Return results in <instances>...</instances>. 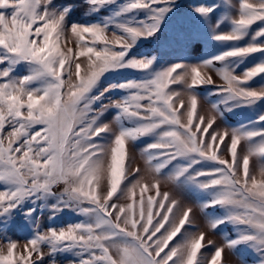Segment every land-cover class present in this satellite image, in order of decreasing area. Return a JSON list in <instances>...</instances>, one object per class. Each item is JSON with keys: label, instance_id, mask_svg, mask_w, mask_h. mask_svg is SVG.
<instances>
[{"label": "snow or ice", "instance_id": "1", "mask_svg": "<svg viewBox=\"0 0 264 264\" xmlns=\"http://www.w3.org/2000/svg\"><path fill=\"white\" fill-rule=\"evenodd\" d=\"M114 2L0 0V264H231L225 249L236 264H264V111L220 123L264 103V0H124L103 22L72 19ZM181 8L233 43L162 68L155 54H134ZM245 59L254 62L238 73ZM119 69L143 76L97 87ZM203 85L216 99L198 95ZM115 88L124 95L105 98ZM142 137L152 139L137 150ZM181 178L210 198L182 199ZM42 199L52 201L49 221L65 209L78 218L43 226L33 215ZM13 231L31 234L20 245Z\"/></svg>", "mask_w": 264, "mask_h": 264}, {"label": "rangeland", "instance_id": "2", "mask_svg": "<svg viewBox=\"0 0 264 264\" xmlns=\"http://www.w3.org/2000/svg\"><path fill=\"white\" fill-rule=\"evenodd\" d=\"M177 2L187 4L189 0H177ZM198 2L211 4L216 3L217 0H198ZM250 2H253V0H250ZM123 3L124 0H115L114 3L102 8L99 13H92L91 15L85 13L86 16L95 18L88 19L84 22H91L93 20L103 22L104 17L112 15L116 10H118L120 6H122ZM233 3L238 4L239 0H233ZM140 14L143 15L145 13L141 12ZM220 14L221 13L218 12L217 16ZM117 19L123 20L124 17H118ZM206 19L207 18H192L185 8L173 10V12L166 16L161 22L160 29L155 36L141 38L139 41H137V44L134 48V54L148 56L155 54L157 57L155 64L156 68L165 67L169 63H173L181 59H186L190 62H196L200 59L208 57L209 55L218 54L219 52L228 48L233 42L214 39L209 26L210 23H214V21L206 22ZM223 27L224 30H227L229 25L225 23ZM69 46H74V42L70 41ZM251 62L254 61L245 59L240 64V67L236 69V71L239 73ZM142 76L143 73L137 72L134 69L113 70L106 72L101 77V81L97 87L105 88L110 83H119L124 79H138ZM213 76L218 83L222 82L215 72H213ZM213 87V85H203L197 89V93L201 98H208L209 100L216 99L215 97L209 96V93ZM108 95H111L113 99H116L124 95V90L119 88L110 89L109 93L105 94V98H107ZM116 111L117 109L115 108L107 110L103 113L102 120H112L116 115ZM262 111H264V103L233 108L231 111L224 113L220 123H226L229 126H237L244 124L247 121H254L255 117ZM151 139L152 137H142L140 140L134 142V147L138 150L139 148L143 147L144 143L149 142ZM172 170L173 166L169 165L168 168L162 171L165 175H167ZM181 179L183 183L180 186L179 194L181 195L182 199L186 200L187 202H200L210 198V193L208 191L200 189L197 185L185 178ZM162 189H164L163 185ZM51 202L52 201L50 199H42L41 201L37 202V211L33 215L40 216V221L43 226H47L52 222L70 223L78 218L77 213L74 210L65 209L62 214H60L58 217H54L52 221H49L48 217L51 210L48 208V204ZM40 203L44 204L43 209L39 207ZM29 206H31V204H29ZM41 213H43V215H41ZM22 215L23 213L21 210V216ZM17 220H20V216H17ZM196 222L199 223L202 228H204L206 225V218L199 211L196 212ZM226 231L230 236L236 235L232 225H228ZM30 234V232L18 234L15 231L9 233V235L16 239L20 245L26 242L27 235ZM208 234L212 235L213 238L218 242H223L222 233H212L209 230ZM239 247L242 251L250 250L249 244H241ZM222 259H227L231 262V264H236L237 257L225 249V252L222 254Z\"/></svg>", "mask_w": 264, "mask_h": 264}, {"label": "trees", "instance_id": "3", "mask_svg": "<svg viewBox=\"0 0 264 264\" xmlns=\"http://www.w3.org/2000/svg\"><path fill=\"white\" fill-rule=\"evenodd\" d=\"M65 2H72V0H65ZM86 12L83 9H80L79 7L74 10V12L71 14L72 19H81L83 18V21H86L88 19H94L95 17H91V16H86L85 14ZM90 17V18H88Z\"/></svg>", "mask_w": 264, "mask_h": 264}]
</instances>
